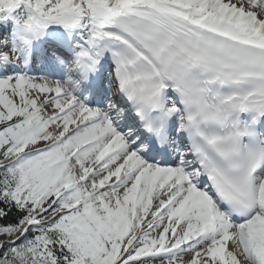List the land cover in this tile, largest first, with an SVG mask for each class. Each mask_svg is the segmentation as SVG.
<instances>
[{"label":"snow or ice","instance_id":"6c2138e0","mask_svg":"<svg viewBox=\"0 0 264 264\" xmlns=\"http://www.w3.org/2000/svg\"><path fill=\"white\" fill-rule=\"evenodd\" d=\"M0 264H264V0H0Z\"/></svg>","mask_w":264,"mask_h":264}]
</instances>
